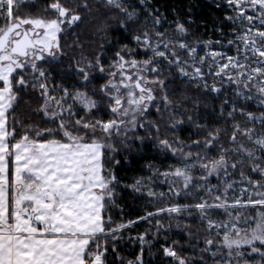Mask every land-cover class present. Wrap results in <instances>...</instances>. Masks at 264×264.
I'll use <instances>...</instances> for the list:
<instances>
[{"label": "snow or ice", "instance_id": "1", "mask_svg": "<svg viewBox=\"0 0 264 264\" xmlns=\"http://www.w3.org/2000/svg\"><path fill=\"white\" fill-rule=\"evenodd\" d=\"M33 2L0 0V264H110L109 243L115 253V241L122 239L119 234L125 229L164 213L192 211L211 234L200 251L207 253L213 264H264V0H224L231 12L224 18L233 25L234 35L227 43L236 55L221 51L198 55L200 42L187 43L183 37L188 29L177 23V37L166 38V31L159 30L150 35L147 27L133 37L144 59L136 58L135 49L125 45L107 68L99 56L95 64H77L82 87L93 85V71L106 78L100 92L108 99L111 115L107 120L98 112L93 114L100 102L89 92L70 93L68 87L59 86L62 94L58 96L53 94L57 86L49 87L52 73L59 70L60 58L65 55L61 35L82 20L80 13L61 0H52L45 9L51 10L52 16L19 15L21 6ZM103 4L119 10L127 21L136 18L125 0H103ZM80 6L87 10V0H81ZM149 14L154 27L161 24L160 15ZM120 26L126 27L125 22ZM177 48L189 59L181 60ZM168 68L214 93L222 89L216 82L209 83L205 75L219 77L220 84H234L242 99L258 101L262 111L257 115L231 106L227 115L234 118L238 113L245 123H233L227 147L221 143L219 129L209 131L203 142L160 139L159 126L148 114L149 109L161 112V105L155 103L158 98L164 108L172 104L164 79ZM29 86L42 97L37 111L47 122L43 127L26 125L13 112L19 97L16 89ZM74 105L82 112L79 117ZM183 123L176 119L170 127ZM146 126L155 131L161 149L180 158V166L159 173L169 183V193L176 197L195 194L196 202L148 211L139 220L116 224L109 212L110 207H118L120 183L112 167L120 164L113 137L125 146L133 140L143 143L138 129L147 135ZM193 145L197 146L195 152ZM245 166L257 178L245 175ZM193 169H199L200 174L194 175ZM230 170L238 171L242 186L228 178ZM214 177L216 184L211 183ZM131 187L137 192L148 188L146 195L156 199L166 195L153 191L143 178ZM157 226L163 227L159 221ZM146 236L139 240L145 242ZM164 254L176 264H190L174 247L164 248ZM200 261L204 264L203 255ZM126 264H143L142 253Z\"/></svg>", "mask_w": 264, "mask_h": 264}, {"label": "trees", "instance_id": "2", "mask_svg": "<svg viewBox=\"0 0 264 264\" xmlns=\"http://www.w3.org/2000/svg\"><path fill=\"white\" fill-rule=\"evenodd\" d=\"M51 2L52 0H34L33 3L21 6L19 15L52 16L54 13L51 10L45 11ZM87 2L89 7L86 10L80 6L81 0H61L64 6L79 12L82 20L61 35V45L65 55L60 58L62 63L59 70L52 73L49 87L52 89L54 85L57 86L53 94L58 96L62 94L59 86L72 88L71 86L74 85L79 90L89 92L100 102V108L93 110V114L98 112L105 120L111 115L108 111V99L100 92V85L106 82V78H101L93 71L90 73L93 85L87 88L82 87L77 64L84 66L88 61L95 64V58L99 56L101 63L107 68L115 57L116 51L125 45L135 49L133 55L136 58H146L145 54L136 48V41L133 39L135 35H140L145 27L148 28L150 35L159 30L166 31V38L167 36L177 37L175 27L177 23H182L190 32L183 39L189 44H196L198 41L201 43L209 32L227 24L224 11L218 9L211 0H127L126 6L136 14V18L132 21H127L125 15L119 10L104 6L103 0H87ZM142 3L146 8L143 11L137 9ZM149 13L160 15L161 24L154 27L152 16ZM121 21L125 22L126 27L120 26ZM176 51L181 60L189 59L179 48ZM163 67L167 68V65H163ZM25 78L31 79L28 76ZM164 79L172 104L169 108H164V102L161 100L159 103L161 112L157 113L154 109H150L148 119L159 126V138L168 139L172 143H175L177 138L184 141L185 144H191L196 139L203 142L209 131L219 129L222 137L221 143L227 147V138L232 131L233 123H245L244 118L238 113L234 114V118L227 115L231 111V106L238 105L257 115L262 111L258 101L242 99L236 94V87L225 83L220 84L219 79L215 77H206V80L209 83L216 82L217 86L222 89L220 93L205 91L202 86L196 87L195 81H189L174 68H168L164 72ZM0 86H2V82H0ZM16 91L19 93L13 109L16 117L26 125L45 126L47 122L43 114L37 111L42 103V97L38 92L31 89V86L27 90L16 89ZM226 100L228 103H225ZM81 114V111H77V117ZM189 116L192 117L191 121L188 120ZM176 119H182L184 123L173 129L170 127V123ZM195 124L204 127L197 128ZM138 131L144 137L143 143L133 140L130 142V146H125L115 137L118 148L115 158L120 160V164L112 165V167L120 183L117 185L116 195L118 207H110L109 212L116 224L139 220L148 211L155 212L159 208L171 205L196 202L195 194L172 196L168 191L169 183L165 182L164 177L159 174L169 171L174 166H180V158L159 147L156 133L151 128H147V135L144 129H138ZM256 131H260L259 124L256 125ZM238 139L246 143L245 138L238 137ZM192 150L195 152L197 146L193 145ZM215 154L216 152L212 151V155ZM244 172L245 175L257 178L256 174L246 166ZM193 173L198 176L200 170L193 169ZM230 173L229 179L240 181L238 171L230 170ZM140 178H143L144 184L149 185L153 191L164 192L165 197L156 199L147 196L148 188H144L140 192L134 191L131 185ZM211 183L216 184L218 181L214 177ZM246 211L255 212L254 209ZM157 221L163 227H158ZM145 233H147L146 240L141 242L139 237ZM119 235L122 239L115 241V253L111 252V242L109 243L108 260L110 264H126L129 260L135 261L138 256H141V253L143 264H176L172 257L164 254L166 247H174L178 255L184 257L190 264H201L200 257L202 255L205 257L204 264H213L212 258L207 253L200 251L205 247V239L211 238V234L205 230L195 211L180 215L164 213L150 217L147 221L139 220V223L125 229Z\"/></svg>", "mask_w": 264, "mask_h": 264}, {"label": "rangeland", "instance_id": "3", "mask_svg": "<svg viewBox=\"0 0 264 264\" xmlns=\"http://www.w3.org/2000/svg\"><path fill=\"white\" fill-rule=\"evenodd\" d=\"M126 1L127 0H125V3H126ZM211 2L214 5H216V6L219 4L220 7H218V9H220L221 11H224L225 15H231V12L227 9L226 5L224 4V0H211ZM137 9H140L141 11H143L146 8H145L144 4L142 3V4L139 5V8H137ZM232 28H233V25H231L230 22L227 21V24L225 23V25L222 28L216 29L213 32L212 31L209 32V34L206 37H204V39L202 40V42L197 47L198 55L203 56L208 51H221V52L227 53L228 55H236L235 48H233L231 45H229L227 43L228 40L234 38V35H233V32H232ZM189 34H190V32L188 31V35ZM209 41L212 42L211 45L206 46L207 45V42H209ZM216 41H220V43H216ZM189 70L191 71V69H189ZM206 77H213V76L207 75V73H206L205 79H206ZM185 78H187V77H185ZM215 78H217V79L220 80L219 77H215ZM224 83L225 84H228L227 81H225ZM229 85H232V86L236 87L234 84H229ZM153 87H155V86H153ZM75 90H79V89H77V86L75 88H73V87L70 88L69 87V92L70 93L73 92V91H75ZM80 91H84V90H81L80 89ZM158 95H159V93H158ZM160 102H161V100L159 98H158L157 101H155V103H157V104H159ZM74 107H76L77 111H79V112L81 111L79 109V106L78 105H74ZM113 141L115 142V137H113ZM236 186L237 187H240L242 185H240L239 182H238Z\"/></svg>", "mask_w": 264, "mask_h": 264}]
</instances>
